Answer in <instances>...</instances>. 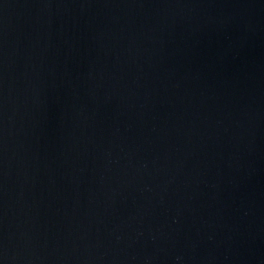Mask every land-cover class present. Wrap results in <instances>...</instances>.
Masks as SVG:
<instances>
[{"label":"water","instance_id":"95a60500","mask_svg":"<svg viewBox=\"0 0 264 264\" xmlns=\"http://www.w3.org/2000/svg\"><path fill=\"white\" fill-rule=\"evenodd\" d=\"M0 264H264V0H0Z\"/></svg>","mask_w":264,"mask_h":264}]
</instances>
